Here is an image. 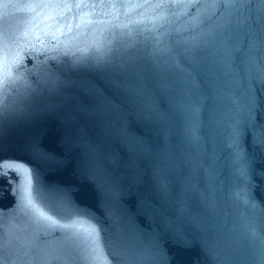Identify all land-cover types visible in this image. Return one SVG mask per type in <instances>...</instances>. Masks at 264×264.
I'll return each instance as SVG.
<instances>
[{"label":"snow or ice","instance_id":"6c2138e0","mask_svg":"<svg viewBox=\"0 0 264 264\" xmlns=\"http://www.w3.org/2000/svg\"><path fill=\"white\" fill-rule=\"evenodd\" d=\"M203 2V0H202ZM208 3L212 4H218V5H225L227 3L234 2V0H207ZM45 7H51L53 10L60 7V5L54 3V0H50L49 4H46ZM79 7V5H77ZM71 9H69L70 11ZM210 16L208 17L209 20L215 19L218 15H220L219 11L216 9H210ZM228 15V10L224 9V17L221 19L223 20V23L215 26L212 30H210L208 33L205 34V41L208 45H212L213 43L219 44L221 47H228L230 46L231 42V36L229 33V22L226 19ZM48 33L45 31L43 33V36L41 33L37 32L32 37V46L36 47V45H43L44 44V38H46ZM55 38V37H53ZM9 44L18 43V40L16 37H11L8 41ZM5 49V39L3 37V34L0 33V52H2ZM259 71L262 74V77H264V62L260 65ZM9 73L7 71L6 66H0V76H7ZM261 84H264V78L260 80ZM2 167V165H0ZM45 195L48 197V199L52 201H60L67 199V193L60 189H52L51 191L45 193ZM49 211L53 212V215H43V213L40 214V219L45 221L48 225L52 227H62L59 225L56 220L54 219V204L49 206ZM8 247L10 249L15 248L14 238L9 237L8 238ZM5 247V240L2 234H0V264H5V261L3 259V250ZM10 264H18L17 261H11Z\"/></svg>","mask_w":264,"mask_h":264}]
</instances>
